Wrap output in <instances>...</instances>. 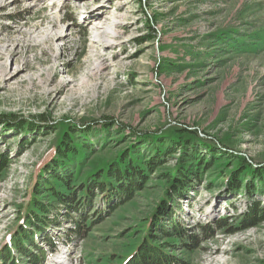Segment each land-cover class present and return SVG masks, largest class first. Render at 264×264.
Segmentation results:
<instances>
[{"label":"rangeland","instance_id":"rangeland-1","mask_svg":"<svg viewBox=\"0 0 264 264\" xmlns=\"http://www.w3.org/2000/svg\"><path fill=\"white\" fill-rule=\"evenodd\" d=\"M69 128L94 147L80 152L86 174L132 148L134 164L147 161L156 153L147 140L170 145L184 130L200 156L218 152L162 205L172 213L160 224L210 232L171 253L185 264H264V220L241 223L249 204L264 210V175L253 178L264 171V0H0V254L22 225L37 168ZM184 160L162 159L126 202L93 198L84 235H68L62 211L42 233L26 228L42 264H121ZM243 165L250 172L229 189ZM17 255L11 264H28Z\"/></svg>","mask_w":264,"mask_h":264},{"label":"trees","instance_id":"trees-1","mask_svg":"<svg viewBox=\"0 0 264 264\" xmlns=\"http://www.w3.org/2000/svg\"><path fill=\"white\" fill-rule=\"evenodd\" d=\"M103 127L106 128V126ZM184 132H181L182 135H184ZM78 133L73 128L61 132L60 137L55 142V148L52 150L50 159L37 168L35 178L30 184L28 202L19 212L20 219H23L22 225L7 237L3 244V251L0 254V261L3 264H11L12 255L16 252L17 256L25 259L28 264H42L45 250L34 243L33 231L42 233L43 228L56 225L59 216L57 211H62L63 219L69 218L74 224L75 232L72 231L68 235H84L87 228H84L82 224V222H85L83 221L85 218L84 215H81V211L85 206L92 205L93 198L99 196L106 205H110L114 199L117 200V203L130 200L135 192L142 190L144 187L147 173L156 171V168L162 164V159L178 152L182 155V159H185L184 162L190 160V163L186 164L189 168L187 166L185 168L183 166L178 167L171 175L166 176L169 192L167 191L164 194L165 199L158 206L157 213L145 223V233L140 240V244L121 264H185L183 260L171 252L177 246L185 250H189L190 247L193 248L192 246L198 240H201L202 236L209 237V229L201 227L200 234L196 236L188 235L176 220L169 219L170 227L160 224L163 216L168 218L172 213L170 209L165 212L166 210L162 205H166L171 200V193H175L173 192L175 189L179 194L184 192L185 188L188 187L187 180L190 179L189 176L191 178L197 177L200 171L213 166L217 162L216 153L218 152H211L208 149L206 153L211 158L207 160L206 155L200 156L202 153H197V149L194 148L195 144L189 138L184 139V136L181 135L176 141H172L170 145H163L164 143L155 137L146 141H152L153 146L151 148L156 152L154 157H146L147 161L142 160L134 164L132 155H130L132 148L119 154L112 162L91 168L86 174L82 171V166L87 161L86 156H82L83 154L80 152L93 151L94 147L82 141V137L77 135ZM4 160L0 156V171L4 165ZM73 163L76 164L74 168L70 167ZM243 166L242 170L240 169L230 176L229 189H232V187L237 189L238 177L250 172V167ZM262 175H264V171H257L253 178ZM251 192L252 188H245L244 193L246 195L248 193L251 196ZM42 198L50 201H42ZM52 207H55V210H51ZM49 214H53L54 217L52 216L51 219ZM72 214L78 215V218L76 216L77 219L74 220ZM263 220L264 210L260 209L258 204L255 203L249 204L247 214L241 223H243V228H246L256 226L258 222ZM220 223H222L221 220L216 221L219 226H221ZM29 227L33 231L26 229ZM40 227L42 228L40 229ZM230 229L232 231L234 228L230 227ZM163 239L173 241L165 242ZM41 242L50 245V240L45 234ZM12 264H16V260Z\"/></svg>","mask_w":264,"mask_h":264}]
</instances>
